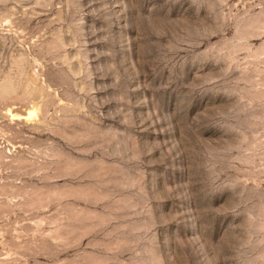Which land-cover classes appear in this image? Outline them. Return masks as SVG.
Segmentation results:
<instances>
[{
  "label": "rangeland",
  "instance_id": "rangeland-1",
  "mask_svg": "<svg viewBox=\"0 0 264 264\" xmlns=\"http://www.w3.org/2000/svg\"><path fill=\"white\" fill-rule=\"evenodd\" d=\"M263 21L0 0V264H264Z\"/></svg>",
  "mask_w": 264,
  "mask_h": 264
},
{
  "label": "bare ground",
  "instance_id": "bare-ground-1",
  "mask_svg": "<svg viewBox=\"0 0 264 264\" xmlns=\"http://www.w3.org/2000/svg\"><path fill=\"white\" fill-rule=\"evenodd\" d=\"M260 21V20H259ZM256 22V21H255ZM264 22V21H263ZM263 30V29H262ZM240 31V30H239ZM261 33V32H260ZM264 32H262L263 34ZM246 34V33H245ZM259 35V34H258ZM260 36V35H259ZM256 37V36H255ZM34 111H30L29 118H32L34 116Z\"/></svg>",
  "mask_w": 264,
  "mask_h": 264
}]
</instances>
